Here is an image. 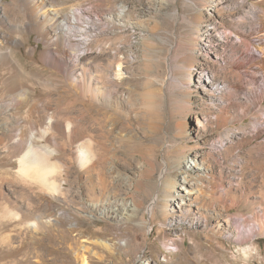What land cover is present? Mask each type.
<instances>
[{"label": "rangeland", "instance_id": "374dc122", "mask_svg": "<svg viewBox=\"0 0 264 264\" xmlns=\"http://www.w3.org/2000/svg\"><path fill=\"white\" fill-rule=\"evenodd\" d=\"M50 1L64 10L79 3L112 6L107 0ZM230 2L120 0L139 23L116 24L113 33L85 39L89 56L73 68L76 75L83 66L95 73L97 98L81 93L79 81L70 84L65 69L42 59L45 43L37 33H24L19 56L29 89L39 90V123L58 141L46 135L39 144L53 151L59 195L36 183L24 187L21 200L16 195L44 219L40 228L24 224L23 229L35 235L45 264H264V232L255 222L264 220V77L257 65L264 37H257L261 22L249 9L259 8L258 0H247L249 7L235 11ZM13 7V14L24 18L23 7ZM209 20L220 26L223 21L222 32L231 37L220 41L221 58L206 49ZM83 37L81 31L72 37L78 51ZM209 58L219 59L216 68L225 82L219 93L229 115L222 121L206 110L209 77L199 66ZM67 117L79 133L55 129L54 120ZM82 143L92 149L88 165L78 161L76 146ZM14 162L3 170L16 173ZM190 184L192 195L183 190ZM15 188L6 186V192L13 195ZM197 195L218 210H200L189 219L188 201ZM114 199L121 203H111ZM217 215L232 220L239 234L227 238V222L216 221ZM14 222L4 220L3 236L17 235ZM242 231L250 234L245 245ZM243 246H250L249 254ZM5 262L11 263L10 257Z\"/></svg>", "mask_w": 264, "mask_h": 264}, {"label": "bare ground", "instance_id": "6f19581e", "mask_svg": "<svg viewBox=\"0 0 264 264\" xmlns=\"http://www.w3.org/2000/svg\"><path fill=\"white\" fill-rule=\"evenodd\" d=\"M107 1H109L112 6L109 5L110 7L104 8L79 3L68 10H64L63 8L55 7L50 0H12L7 3L4 0H0V264H6L7 261L5 262V260L9 259V257L11 259V263L9 262V264H45L39 257L41 245L36 241V238H34L35 235L34 237L32 236L33 234L28 236L26 233L27 230L25 231V229H23L24 224L31 227H39L45 223L44 219L33 210L24 208L25 204L20 200L26 195L24 187H29V185L33 183L34 185L36 183L38 187H47L50 195L54 196L60 193L55 178L57 163L52 160L54 157L53 151H51L48 146L39 144L40 138L46 135L48 136L47 138L54 139L51 142L56 143V145H58V141L50 135L48 131L49 127L43 129L39 123L40 121L38 118L41 116L39 90L37 87H33L31 90L29 89L27 82L30 79L27 72L24 70L25 65L23 66L19 56L20 45L25 42L24 33H37L38 39L45 43L42 59L62 70L65 69L68 80H71L70 84L74 85L75 81H79L80 86L79 84L77 86L80 87L81 93H87L93 98H97V95L101 91L95 86L97 83L95 81V73L93 74V72H90L89 68H85L83 65V70L81 69L78 75L73 72L74 69L80 66L82 61L86 60L87 56H89L87 55L89 53H85L86 51H84L89 49L87 46L88 41L85 39L96 35L98 32L104 34L113 33L115 31L113 25L115 26L116 24L125 27L139 23L138 21H134L135 15L132 12L127 11L125 9L126 7L124 8L118 3L120 0ZM245 1L247 0H243L241 4L239 1L231 4L232 1L230 2L229 0L231 4L230 10L232 9L235 11L236 9L241 10L243 7H249L245 4ZM258 2L259 8L250 6L249 9L254 13L255 18L261 22L256 31L257 37L261 38L264 37V0H258ZM15 4L23 7L24 18H17L13 14V5ZM99 8L100 11L97 12ZM123 20L126 22L123 23ZM208 23V26L206 25L208 29L206 34L210 35V37L206 38L208 42H206L208 45L206 49L215 50L211 54H213L215 58H221L225 50L220 52L219 49L223 48V44L220 43V41H230L231 37L228 34H223V21L220 22L221 26L215 24L214 20H209ZM80 31L85 33L86 37H83L82 41L78 43V46L81 47L80 51H78L77 44L72 42V37L75 36V33H79ZM259 48L262 51L261 59L263 58V60L262 62L258 61V63L257 59H255V61L262 69V75L264 77V47H260L259 45ZM208 55L207 52V56ZM218 60L209 58L206 63L199 66V69L200 72L202 70L209 77L206 79L209 81V84L204 87V93L208 96L206 99V101L208 100L206 107L207 113L215 114L216 117L222 121L229 115V110L225 102L227 100L224 95L219 93V89L222 88V86L225 87V82H223V79L221 80L219 78L220 71L216 68ZM63 62H66V64L62 65ZM95 63L98 67L101 66V63ZM97 70L100 75L104 73V71L99 68ZM100 77H102V75ZM77 86L75 85V87ZM104 92L105 90L103 93ZM105 93H109L110 95V92ZM72 120L69 117L63 120L55 119L53 125L57 131L62 130V128H67L75 132V128L71 125ZM29 128L31 129L30 134L27 133V129ZM76 132L79 133V131ZM64 135L66 134L64 133ZM91 150L86 143L76 146V151H78V156L80 158L78 161H81L82 165H86L91 159L93 160L91 157ZM14 161H16L19 166L16 173H13L7 168L3 170V167L12 165L15 163ZM183 183L186 184L185 181H183ZM6 186L16 187L15 192H13L15 193L13 194L15 195V199L12 194L10 195L6 192ZM183 190L187 194H194V184L184 185ZM35 193L33 196H35ZM226 194L229 195V192H226ZM16 195L21 197L20 200ZM156 200L157 197H154V200L148 208L151 213L153 212ZM111 203L120 204L121 201L114 199ZM188 205L192 206L189 211L191 215H188L189 219H196L195 216L201 214L199 212L200 210L206 212L218 210V207L211 204L205 198L203 199L200 195L190 197ZM36 206L38 207L39 205L36 204ZM224 207L228 206L221 204L219 208L224 209ZM166 209L167 208L162 209L163 224H165L168 217V210ZM216 217L215 220L218 222H227L228 228L224 233L227 238L231 239L239 234L240 230L236 228L235 224H232V220L224 218L222 215H217ZM13 219L15 220L13 224H16L14 227L17 231V235L13 236L11 233L10 235L8 233V235L6 234L3 236V226H1V224H3L4 220ZM55 219L56 217L51 218V220ZM239 219L240 217L237 220ZM255 222L259 227V231L263 233L264 220L257 218ZM196 223L198 224L199 221ZM5 224L6 226L8 225L7 223ZM221 226L224 225L221 224ZM251 232L253 233V230ZM249 235L248 231L243 232L240 239L242 245H245L246 241L249 239ZM33 239L35 240L33 241ZM54 241V245L58 244V241ZM197 246H202V243ZM249 248L250 246H243L242 250L245 254H249ZM56 253L58 255L60 254L58 250ZM212 255L214 254H210L211 258H213ZM33 257H35V260L32 259ZM217 261H221V259L218 257ZM66 264H68V262Z\"/></svg>", "mask_w": 264, "mask_h": 264}]
</instances>
